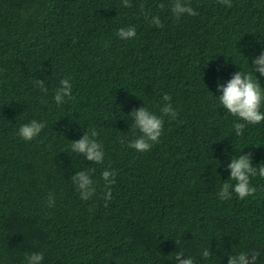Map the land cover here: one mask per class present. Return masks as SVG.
<instances>
[{
	"label": "trees",
	"instance_id": "obj_1",
	"mask_svg": "<svg viewBox=\"0 0 264 264\" xmlns=\"http://www.w3.org/2000/svg\"><path fill=\"white\" fill-rule=\"evenodd\" d=\"M184 2L198 15L177 20L173 0H0V264H28L34 252L42 264H176L177 252L227 264L254 250L264 264V178H251L254 196L219 197L233 156L264 163V121L237 136L217 90L264 50V0ZM130 26L136 37L121 39ZM63 79L72 97L57 105ZM166 94L177 116L164 117L149 151L130 148L140 133L129 114L162 116ZM34 119L46 127L25 141L18 130ZM91 129L102 164L71 150ZM85 169H95L90 200L71 181ZM104 170L116 173L110 201Z\"/></svg>",
	"mask_w": 264,
	"mask_h": 264
},
{
	"label": "clouds",
	"instance_id": "obj_2",
	"mask_svg": "<svg viewBox=\"0 0 264 264\" xmlns=\"http://www.w3.org/2000/svg\"><path fill=\"white\" fill-rule=\"evenodd\" d=\"M219 3L227 7H232L231 0H219ZM123 7H131L130 0H123ZM163 6V5H162ZM143 4L141 9L143 10ZM172 14L179 20L185 14L189 16H197L195 11L184 0H173L171 4ZM151 22L156 27H162L159 16L151 18ZM136 29L134 26L121 27L117 35L121 39H133L136 37ZM226 58V57H225ZM228 59L226 58V61ZM251 71L243 70L233 73L232 78L225 83H218L217 90L221 93L218 96L221 105L226 109V112L237 117V121L233 122V130L237 136H242L246 124H259L264 121V113L261 112V106L264 105V89L261 87L260 76H264V50L252 59ZM253 73L255 75H253ZM36 85L43 93H47L48 89L45 86V80H36ZM72 97V84L70 80L63 79L60 81V86L55 90L54 100L57 105L65 102V98ZM164 104L161 108L162 116H157L151 112L146 106L134 108L129 114L132 117V130H139L140 135L129 143V147L139 152H146L151 149L153 144L158 143L163 132L164 117L175 118L177 111L170 103L169 95L163 96ZM242 121V122H241ZM46 127L45 122L32 120L30 123L22 125L18 130V135L25 141H31ZM99 133L95 129L89 132H84V135L79 140H74L71 145V150L75 153L82 154L88 161L97 164H102L105 158V153L102 144L97 141ZM123 143V141H121ZM227 170H230V177L226 180L220 191L219 197L221 200L231 198V193L234 191L237 196L243 200L249 196H254L257 189L251 183V178L259 176L264 178V163L259 166H253V156L251 153L233 156L231 162L227 165ZM95 169H85L75 172L71 176L72 183L76 186L82 200H90L96 193L95 182L92 178ZM216 170L213 169L215 175ZM116 173L114 171L104 170L102 179L105 182L104 199L110 201L112 199L111 186L115 181ZM231 181L236 183L233 185ZM48 206L54 207L55 200L50 194L48 198ZM107 206V204L105 205ZM261 251L254 250L251 252H241L231 255L228 258L227 264H259L261 259ZM202 258L204 260L213 256L211 249L205 248L202 250ZM28 264H42L44 260L43 253H31L27 257ZM176 264H195L191 256L185 258L184 252H177L174 256Z\"/></svg>",
	"mask_w": 264,
	"mask_h": 264
}]
</instances>
